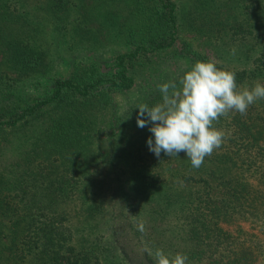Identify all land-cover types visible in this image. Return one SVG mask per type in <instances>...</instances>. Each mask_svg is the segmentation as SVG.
Listing matches in <instances>:
<instances>
[{"label": "trees", "instance_id": "16d2710c", "mask_svg": "<svg viewBox=\"0 0 264 264\" xmlns=\"http://www.w3.org/2000/svg\"><path fill=\"white\" fill-rule=\"evenodd\" d=\"M70 2H132L135 26L110 59L72 62L0 105V145L18 143L0 159V264H155L157 248L186 264H264V99L215 122L224 142L198 169L184 152L155 156L151 125L136 123V106L161 102L158 85L197 61L234 72L238 91L264 84V0L188 1L217 59L179 37L175 0H0V78L43 72L34 18L65 33ZM76 25L74 44L97 43ZM144 214L155 236L137 230Z\"/></svg>", "mask_w": 264, "mask_h": 264}, {"label": "clouds", "instance_id": "9594fccd", "mask_svg": "<svg viewBox=\"0 0 264 264\" xmlns=\"http://www.w3.org/2000/svg\"><path fill=\"white\" fill-rule=\"evenodd\" d=\"M158 90L161 102L136 106L137 126L151 125L148 149L157 157L161 152L168 157L184 152L196 169L224 142L225 133L214 127L215 122L232 112L246 115L250 105L264 99V84L257 82L238 91L236 74L218 68L214 60L195 62L178 83L160 84ZM137 230H145L143 221L137 223ZM151 254L155 264H186L188 260L186 254L172 256L159 248Z\"/></svg>", "mask_w": 264, "mask_h": 264}, {"label": "rangeland", "instance_id": "374dc122", "mask_svg": "<svg viewBox=\"0 0 264 264\" xmlns=\"http://www.w3.org/2000/svg\"><path fill=\"white\" fill-rule=\"evenodd\" d=\"M188 1L175 0L178 21L180 22L178 25L179 37L189 41L194 48L206 53L211 58L217 59L218 53L212 47L210 37L189 24L190 16L195 17V9L193 4ZM131 4L132 2H70L67 17L61 19L66 25L65 33H62L64 31L62 29L52 31V26L46 22V15L42 16L46 19L35 16L34 19L40 20L42 23L34 31V34H36V41L40 44L39 47L44 49L46 66L42 69L43 72L35 71L20 81L21 83L13 77V72L6 71L7 75H2L0 78V105L6 107L10 103L19 104L23 98L40 92L44 87V81H48V76L64 75L71 67L72 62H85L95 57L102 60L110 59L114 52L122 50L123 47L120 46L119 40L124 38L123 35L129 28L135 26V16L130 14V10L133 9ZM128 5H131L132 9ZM76 24L83 29L88 28L86 36L93 37L96 34L97 43L94 42L93 38L82 39L79 37V43L74 44L77 38L76 33L78 36L82 33V31L75 30L74 25ZM52 35L54 39H51ZM258 82L263 84L262 81ZM127 98L128 94L126 93L124 99ZM119 101H123V96L119 97ZM16 144H18L17 139L1 144L0 159L13 153ZM99 216L105 220L107 214L99 212L97 219ZM146 216L144 214L143 219H141L144 223V229L151 236H155L148 230L151 227V221L146 220ZM174 220L176 221L177 218L170 217L169 223H174ZM117 261L120 263L121 260L118 259Z\"/></svg>", "mask_w": 264, "mask_h": 264}]
</instances>
